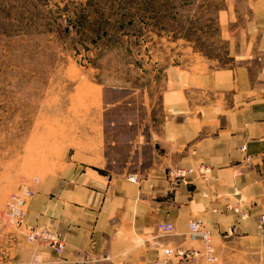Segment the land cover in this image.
Instances as JSON below:
<instances>
[{"label": "crops", "instance_id": "1", "mask_svg": "<svg viewBox=\"0 0 264 264\" xmlns=\"http://www.w3.org/2000/svg\"><path fill=\"white\" fill-rule=\"evenodd\" d=\"M262 63L254 77L250 63L202 73L174 67L157 90L105 89L101 126L40 191L35 211V226L65 241L66 264H156L169 245L195 254L167 264H207L203 242L188 236L197 218L211 231L216 261L249 255L240 264H253L264 254ZM183 167L195 173L174 188L168 172ZM136 175V184L127 179ZM158 223L177 233L165 238Z\"/></svg>", "mask_w": 264, "mask_h": 264}, {"label": "rangeland", "instance_id": "2", "mask_svg": "<svg viewBox=\"0 0 264 264\" xmlns=\"http://www.w3.org/2000/svg\"><path fill=\"white\" fill-rule=\"evenodd\" d=\"M258 1L0 0V264H66L61 235L65 249L58 255L30 240L28 227L37 224L40 191L67 172L101 126L105 89L157 90L174 67L202 73L250 63L253 77L262 70ZM172 181L174 188L182 184ZM25 185L34 196L21 226L7 208ZM252 259L264 264V254Z\"/></svg>", "mask_w": 264, "mask_h": 264}, {"label": "built area", "instance_id": "3", "mask_svg": "<svg viewBox=\"0 0 264 264\" xmlns=\"http://www.w3.org/2000/svg\"><path fill=\"white\" fill-rule=\"evenodd\" d=\"M245 151V148L242 149ZM201 173H205L206 168L202 167L199 169ZM195 170L192 168H175L171 169L168 172V178L171 180H177L181 183L188 182L190 179V175L194 174ZM127 179L133 184H136L140 181L139 177L136 176H129ZM34 196V190L31 186L25 185L22 186L17 193L12 195L11 203L8 205L7 208V215L12 220L17 223V225H24L25 222V215L24 208L27 204L28 199ZM234 209V208H232ZM236 210V209H235ZM239 212V211H238ZM249 214L243 213V217L246 218ZM260 225H264V214L259 219ZM189 224V231L188 236L192 240L202 241L204 248L201 252V255L205 259L207 264L213 263L216 261V255L214 246L211 239V231L208 228L206 222L200 219H192L190 220ZM158 231L163 236L174 235L176 233V226L172 223H158L157 224ZM29 229V239L34 242H42L43 244H48L54 251L60 255L63 253L65 249V244L60 236V234L56 232H52L47 228H39L35 226L28 227ZM195 252H186L182 248H174L168 247L164 249V256L163 260L157 262V264H167L171 257H190L194 255ZM37 260V259H36ZM39 260H37L38 262Z\"/></svg>", "mask_w": 264, "mask_h": 264}]
</instances>
